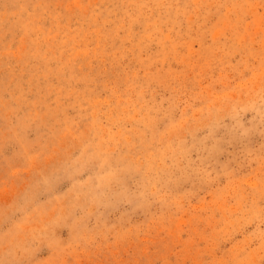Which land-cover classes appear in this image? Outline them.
<instances>
[{"label": "rangeland", "instance_id": "obj_1", "mask_svg": "<svg viewBox=\"0 0 264 264\" xmlns=\"http://www.w3.org/2000/svg\"><path fill=\"white\" fill-rule=\"evenodd\" d=\"M0 264H264V0H0Z\"/></svg>", "mask_w": 264, "mask_h": 264}, {"label": "bare ground", "instance_id": "obj_2", "mask_svg": "<svg viewBox=\"0 0 264 264\" xmlns=\"http://www.w3.org/2000/svg\"><path fill=\"white\" fill-rule=\"evenodd\" d=\"M55 27V26H54ZM70 35V34H69ZM72 35V34H71ZM158 35V33H157ZM94 39V38H93ZM67 40V39H66ZM69 40V39H68ZM166 40V39H165ZM165 42V41H164ZM97 43V42H96ZM83 44V43H82ZM95 45V44H94ZM74 47V46H73ZM77 50V49H76ZM154 54V53H153ZM45 57V56H44ZM125 58V57H124ZM85 61V60H84ZM45 68V67H44ZM257 86V85H256ZM226 95V94H225ZM93 98V97H92ZM110 144V143H109Z\"/></svg>", "mask_w": 264, "mask_h": 264}]
</instances>
